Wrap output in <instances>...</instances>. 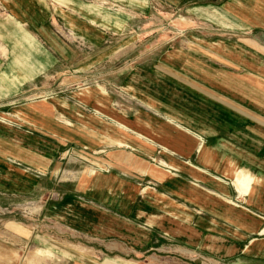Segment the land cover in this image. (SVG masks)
Listing matches in <instances>:
<instances>
[{"label":"rangeland","instance_id":"rangeland-1","mask_svg":"<svg viewBox=\"0 0 264 264\" xmlns=\"http://www.w3.org/2000/svg\"><path fill=\"white\" fill-rule=\"evenodd\" d=\"M5 1L0 21L5 16L12 24L0 26V264H69L72 251L90 253L93 264H166L165 234L183 235L192 226L220 242L246 238L235 252L264 237V229L239 226L242 211H228L226 196L210 194L207 180L197 188L168 160L178 152L167 135L181 123L172 94L201 112L206 108L192 92L210 93L178 67L181 54L191 60L195 43L211 38L212 24L196 16L195 0H31L38 9H29L25 24ZM15 41L28 47L21 63L8 51ZM87 88L104 95L100 104L75 95ZM203 96L207 104L210 95ZM49 102V114L32 109L46 124L18 114ZM219 102L220 110L234 105L233 119L243 121V101L222 94ZM122 138L124 144L111 142ZM150 167L176 188L146 174ZM218 183L227 186L224 178ZM191 189L206 198L202 207Z\"/></svg>","mask_w":264,"mask_h":264},{"label":"crops","instance_id":"crops-1","mask_svg":"<svg viewBox=\"0 0 264 264\" xmlns=\"http://www.w3.org/2000/svg\"><path fill=\"white\" fill-rule=\"evenodd\" d=\"M6 1L5 7L13 14V18L24 24L27 21L25 19L27 12L32 10L35 13L38 9L33 6L31 0ZM195 3L196 16L208 19L212 24V31L208 32L211 38L210 41L204 42L200 39L195 43L191 60L181 54L178 67L186 75L190 74L194 77L197 82L206 84L203 87L210 93L192 92L206 108V111L201 112L196 110V105V109L192 108V103L195 102L188 103L187 99L183 100V97L172 94L174 103L170 104H174L181 123L175 125V131L171 130L175 132L174 136L167 135L170 136L168 138L171 147L178 152H174L176 157L171 155L168 160L177 168L180 177L191 178L194 183L196 182L194 185L197 188L202 189L203 180H207L212 189L210 194L225 195L224 205L227 206L228 211V208H231L230 211L236 209L242 211L243 216L238 214L236 217L239 226H244V229L251 232L261 231L264 229V0H195ZM3 18L0 26L10 27L12 24L10 18L5 16ZM16 34L19 39L27 40L20 31ZM8 48L19 63L28 55L26 51L24 53L28 47L22 42L15 41ZM18 51H22L21 55L17 54ZM9 65L13 64L9 63ZM232 83L237 89L232 88ZM2 84L0 82L1 87ZM179 87L187 94L186 86L180 83ZM203 94L210 95L208 101ZM222 94L245 103L246 106L242 108L245 115L242 122H236L232 117L238 114L234 105L230 104L220 110L219 96ZM75 95L83 98H88L90 95L94 100L99 101V104L104 96L97 90L88 88ZM204 98L210 105L202 101ZM51 101L57 103L58 100ZM51 106L50 102L49 104L34 103L31 108L20 109L18 114L32 116L34 114L32 109L36 108L46 115L52 110ZM62 107L68 110L64 103ZM44 117L41 115L35 117V120L43 124L47 121ZM182 124L188 126L190 130ZM72 132L78 133V131ZM77 135L91 141L90 137ZM4 137H0V140H5ZM207 139L208 141H205ZM111 142L124 144L125 140L114 139ZM117 157L120 160H129V156L123 153L118 154ZM145 172L161 180L162 183L176 188V181L167 176L165 178L161 170L150 167ZM219 178L227 180L226 187L218 183ZM195 189H191L190 195L194 196L195 206L197 204L201 206L206 198ZM178 191L180 192L179 189ZM210 209L218 208L210 204ZM213 213L212 217L215 218L217 214ZM157 218L150 220L157 222ZM226 218L228 226L236 224L232 215L227 214ZM187 229L183 235L165 234L164 238L170 240L167 246H163V259H166V264H264V237L250 239L248 244H257L250 247L244 245L242 250L235 252V244L246 242V238L236 240L234 236L227 235L220 242L216 234L204 235L196 231L193 226ZM173 240L179 245L176 246ZM149 241L151 242L147 240L150 244L155 243L156 237H152ZM201 255L205 256V260L200 258ZM108 263L122 264L117 260ZM69 264L93 263L90 253L72 251Z\"/></svg>","mask_w":264,"mask_h":264}]
</instances>
